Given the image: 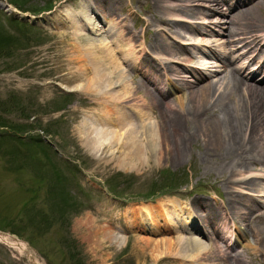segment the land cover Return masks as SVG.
<instances>
[{"label":"rangeland","instance_id":"obj_1","mask_svg":"<svg viewBox=\"0 0 264 264\" xmlns=\"http://www.w3.org/2000/svg\"><path fill=\"white\" fill-rule=\"evenodd\" d=\"M15 1L17 4L13 0H0V264H174L170 259L173 251L161 243L157 245L158 241L174 239L178 233L164 224L170 218L164 215L166 203L175 207L203 200L202 203L212 206L210 214L217 225L220 220L216 215L217 204L227 203V192L231 191L237 200L264 203V196L251 198L241 193L246 192L243 188L230 185L227 189L226 181L242 175L231 178L229 173L217 170L219 163H215L212 154L202 155L203 138L189 145L184 155L172 153L164 161L139 170L120 167L118 160L107 154L106 146L96 150L95 145L83 138V121L90 126L103 125L99 118L107 114L108 102L96 101L95 96L104 94L106 87L95 89L93 82L88 81L92 75L86 80L76 79L80 67L76 58L83 57L89 46L82 39L84 33L94 40H104L103 45L112 38L92 35L85 28L80 31L78 25L70 23L85 12V16H78L82 19L79 25L85 23L103 32V24L85 7L88 0ZM95 2L96 5H91L100 13L102 6ZM229 2L236 7L235 12L245 8L239 7L238 1ZM257 2L261 3L258 7L251 6L254 12L249 19L264 25V0ZM106 5L113 10L107 19L110 25L116 26L123 17L121 24L136 32L154 14L175 19L164 14V7L155 8L153 0H107ZM223 7L218 10L226 11V6ZM209 18L212 21L224 17L213 14ZM187 21L195 23L197 29L202 27L199 15ZM175 26L160 27L167 41L201 44L190 42L186 34L190 25ZM178 27L187 37L174 35L180 31ZM156 29L149 27V35ZM211 38L206 36L208 40ZM219 44L217 51L228 48ZM187 50L194 56L187 65L202 68L200 64L206 67L217 61L204 44L190 45ZM177 63L182 65L183 60L171 63L174 70L181 69ZM216 69L223 74L221 66L204 68L211 75L209 81L218 79L212 74ZM263 75L258 72L251 81L246 82L251 75L244 80L259 85ZM133 76L137 81L143 80L141 73ZM184 77L189 81L195 79L191 74ZM171 78L176 79L173 75ZM182 83L178 81L179 85ZM187 94L188 90H183L170 98L173 101ZM163 114H159V120ZM14 125L17 129H12ZM114 128L106 126L110 134L108 142ZM257 165L256 169L260 167ZM259 181L264 186V179ZM235 209L230 210L237 221L236 229L247 237L243 242L245 238L240 239L239 251L243 252L244 243L254 245V231L260 225L253 223L252 232ZM137 217L152 219L157 229L149 232L146 230L149 225L140 224ZM200 236L197 235L205 241ZM250 251L256 257L255 264H264V254L255 249ZM241 254L248 260L249 255Z\"/></svg>","mask_w":264,"mask_h":264},{"label":"bare ground","instance_id":"obj_2","mask_svg":"<svg viewBox=\"0 0 264 264\" xmlns=\"http://www.w3.org/2000/svg\"><path fill=\"white\" fill-rule=\"evenodd\" d=\"M88 1L85 7L103 24V32L99 33L96 30L98 27L92 29L85 23L79 25L82 19L78 16H85V12L75 16L70 23L74 27L78 25L80 31L85 28L92 35L102 37L105 34L112 39L108 37L111 41L103 45L102 39L94 40L86 33H77L83 34L82 39L89 46L85 48L83 57L76 58L80 63L76 79L82 81L92 75L88 81L93 82L95 89L102 85L106 87L104 94H96V101L108 102L107 114L99 118V123L103 125L90 126L83 121V138L95 145L96 150L106 146L107 154L112 159L116 158L120 167L138 170L160 163L172 153L180 157L189 145L196 143V139L203 138L202 155L212 154L215 163H219L217 170L222 174L229 173L231 178L242 175L237 180L226 181L227 189L235 185L245 189L246 192L241 193L251 198L264 196V186L259 181L264 179V80L259 85L246 83L258 72L264 74V25L249 19L254 12L252 7H258L261 2L235 0L239 7L245 6L235 12L236 7L229 0H153L155 8L164 7V14H171L175 19L154 14V18L142 23V29L136 32L130 26L121 24L125 20L123 17L116 26L108 23V15L111 16L113 10L106 5L107 0H97L102 6L100 13L91 5H96L95 0ZM193 1L197 3L192 4ZM161 2L168 4L165 6ZM223 5L226 11L221 12L218 9ZM213 14L224 18L211 21L209 17ZM197 15L201 19V29L187 21ZM181 23L190 25L189 30H193L186 31L190 42L199 41L201 44L193 42L188 45L175 39L167 41L166 33L160 27L169 24L177 27ZM152 26L157 29L149 35L148 29ZM179 29L174 35L187 37ZM206 36L212 38L208 40ZM215 36L220 38L214 39ZM219 43L228 45V48L224 47L223 52L217 51V47L221 46ZM202 44L217 60L214 64L206 62L211 63L206 67L221 66L224 69L223 74L217 69L212 73L218 78L215 81L208 80L211 75L204 71L205 64H200L202 68L196 64L187 65L194 58L187 49L190 45ZM205 54L202 52V55ZM182 60V65L177 63L181 69L174 70L171 63ZM246 71L247 75H244ZM133 73H141L143 80L137 81ZM187 74L195 77L194 81L185 78ZM172 75L176 79L171 78ZM249 75L250 78L247 77ZM178 81L183 83L179 85ZM79 89L76 87V90ZM183 90H188L187 96L176 97L174 103L170 97ZM157 113L163 114L162 120ZM106 126L116 128L112 129L110 142ZM102 153L106 157L105 151ZM256 165L260 167L256 169ZM227 193V203L217 204L218 225L214 223V215L210 214L212 206L202 203L203 200H193L187 205L179 203L175 207L166 203L168 207L164 215L168 214L171 222L165 221L164 224L178 230V233L174 239L165 240L166 244L165 241H158L157 245L161 243L173 251L174 256L170 259L174 264H255L256 257L251 255L250 250L264 254V203L257 204L244 198L237 200L231 191ZM231 208H236L235 213L252 232L253 223L260 225L255 227L254 245L243 244L248 260L239 251L240 239L245 238L243 242L247 237L245 232L241 234L237 230ZM146 214L151 215L150 211ZM137 218L140 224L149 225L146 229L149 232L157 229L152 219ZM197 235H202L200 237L205 241ZM7 240L6 243L16 246Z\"/></svg>","mask_w":264,"mask_h":264},{"label":"trees","instance_id":"obj_3","mask_svg":"<svg viewBox=\"0 0 264 264\" xmlns=\"http://www.w3.org/2000/svg\"><path fill=\"white\" fill-rule=\"evenodd\" d=\"M13 3L14 4H17V2L15 1V0H13ZM3 126H5V125H3ZM3 126H1V127H3ZM14 128H12V129H17L16 127H15V125L13 126Z\"/></svg>","mask_w":264,"mask_h":264}]
</instances>
